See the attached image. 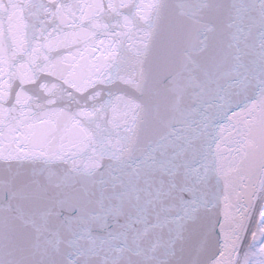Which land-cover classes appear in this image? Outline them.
Segmentation results:
<instances>
[{
	"label": "snow or ice",
	"instance_id": "6c2138e0",
	"mask_svg": "<svg viewBox=\"0 0 264 264\" xmlns=\"http://www.w3.org/2000/svg\"><path fill=\"white\" fill-rule=\"evenodd\" d=\"M0 264H264V0H0Z\"/></svg>",
	"mask_w": 264,
	"mask_h": 264
}]
</instances>
